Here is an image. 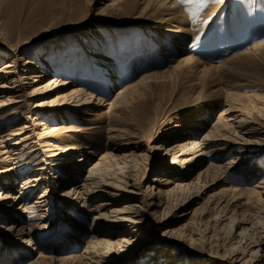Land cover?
Listing matches in <instances>:
<instances>
[{"label":"rangeland","instance_id":"374dc122","mask_svg":"<svg viewBox=\"0 0 264 264\" xmlns=\"http://www.w3.org/2000/svg\"><path fill=\"white\" fill-rule=\"evenodd\" d=\"M166 1L168 8L163 6ZM7 32L13 39L6 38ZM0 40L27 42L21 53L24 57L39 69L48 68L49 79L69 83L43 97L54 98L76 85L103 101L97 108H70L46 115L45 122L62 130L61 147L84 154L69 158L84 161L75 163L80 169L79 182L86 165L96 163L106 152L110 155L102 162L99 177L137 194L145 223L141 237H137L154 245L134 251L126 248L110 264H168L170 254L178 255L177 264H227V257L237 253L239 258L238 251L246 244L264 243V196L254 193L264 174V149L254 147L244 153L241 157L246 163L236 170L223 173L211 169L196 180L197 173L207 165L218 166L231 159L235 148L220 160H215L213 147L205 149L204 162L185 181L178 178L180 171L171 167L170 158L163 157V149L175 139L171 128L180 126L181 132L196 140L222 119L228 106L238 108L252 126L264 131V0H0ZM256 46L259 49L251 52ZM185 59L191 61L185 63ZM5 63L0 60V65ZM32 70L37 71L35 67ZM116 97L119 100H114ZM113 103L114 107L104 106ZM12 111L0 112V127L6 128L5 132L14 130L25 114L31 116L26 106L11 119ZM255 138L264 140V133ZM29 147H21L22 158L15 162L19 183L38 165L34 154L25 156ZM89 152L96 157L91 158ZM50 173L52 178L60 176L55 169ZM166 177H171L174 184L190 182L189 187L156 206L157 181ZM5 184L0 186L1 195L14 194L7 193L10 187L18 190L17 183ZM54 184L56 181L50 179L46 207L41 211L26 207L45 185L18 207L25 210L23 218L9 221L1 215L3 227L13 223L33 237L28 247H11L22 251L3 253L2 258L8 256L10 264L36 259L38 255L29 252L38 244L51 248L38 249L47 257L40 258L38 264H52L50 258L69 254L75 258L61 264H84L79 255L88 235L81 237V231L71 228L68 218L88 228L97 214L89 211L100 201L85 204L87 215L78 213V208L73 214L58 204V198L71 185L51 188ZM127 203L128 198L123 197L117 207H112L120 209ZM38 217H43L42 221ZM230 218L246 224L235 229V223L230 227ZM167 228L176 233L160 236ZM67 234L73 239L66 240ZM121 237L123 234L113 235L109 240ZM189 244L202 253L225 256L226 262L190 256Z\"/></svg>","mask_w":264,"mask_h":264},{"label":"bare ground","instance_id":"6f19581e","mask_svg":"<svg viewBox=\"0 0 264 264\" xmlns=\"http://www.w3.org/2000/svg\"><path fill=\"white\" fill-rule=\"evenodd\" d=\"M166 3L168 4L166 1L163 6L168 8L166 7ZM6 38L13 39V36H10L7 32ZM25 44H27V42L16 41L14 44H10L5 40H0V53L2 52L0 60L6 61L5 64L0 65V112L3 110H13L9 115L11 119L18 114L17 110H20L21 106H26L28 112H31V116L25 114V116L21 117L20 121L15 125L16 127L14 130L10 132H5L6 128L4 129V127H0V186L7 185L5 183H8L10 186H14V184L17 183L18 186L17 191L11 189V187L9 189L6 187L7 190H5L7 193L12 192L14 194H0V217L5 216V218H8L9 221L14 219L12 217H16L13 221L19 220L20 217H22V214L25 213V210L18 207H20V205L27 200V198L29 199V197L39 191L43 185H45L44 191L40 192L32 204L28 205L26 208H33L35 211H41L44 209L46 207L49 188V185L47 184L50 179H54L60 188H63L68 184L71 185V187L66 189L61 194L60 198H58V204L62 206L65 205L73 214H77L75 213V209L78 208V213L87 215L85 204L98 199L100 201L99 204L95 205L92 211H89L97 212V214L92 216V221L90 220L91 223L88 228L83 227L80 223L76 222L74 218L72 220L70 217L68 218L71 228H74L76 231H81V237L88 235L89 240L86 243V247L81 255H79L81 256V260L84 264H110L114 259H117L115 256L120 252H124L123 250L126 248L134 251L139 250L146 244L149 245H146L144 249L151 247L154 245V243L151 244L152 241L139 239L142 234L141 233L139 235L142 230L141 227L145 223L142 218L143 212L137 205V199H135L137 194L134 190H125L124 188V190H121L111 185V183H105L103 181L104 179L102 180L99 177L100 171L103 169L102 162L110 154L105 152L96 163L91 164L90 166L86 165L87 168L84 171L85 176L82 178L81 182H79L80 169L78 168V164L75 163H84V161H81V159L71 161L69 158L71 156L75 157V155L80 157L84 154H77L81 153L79 150L76 151V153L71 152L74 148L61 147L59 145V136L62 130L45 122L46 115H56L58 112L70 108V110H80L79 108L84 107H101L103 105L102 99L96 98L91 93L82 91L81 87L79 86L78 88L76 85H72L73 88L67 93H61L54 98L48 99L47 97H43L47 96V94H50L51 92H54L57 88L66 86L69 83L67 81L60 83L57 79H49L50 76L47 73L49 71L48 68V71H45L44 69H39V67L34 66L33 62L29 61L21 54L24 50L23 48L25 47ZM258 49L259 46H256L250 51L254 53ZM189 61L191 60H183L185 63ZM222 66H224V64H222L221 67ZM32 67H35L37 71H33ZM114 100H119V97H116V99L114 98ZM104 106L111 108L114 107V103ZM243 114L238 108L228 106V108L223 111L222 119L220 118L215 121L208 131H204L202 136L198 137L196 140L192 139V137L187 133L181 132L182 128L180 126H174L171 128L179 130L178 132H175L174 130L171 131L176 133L174 134L175 139L171 145H168L163 149V157L166 159L170 158V165L172 168L177 169L178 167V171H180L178 178H182V180L185 181L193 174L194 171L199 170V167L204 162V158L207 154L205 153V149H209L210 147H213V151L216 153L215 160H220L222 157L227 156L231 149H235L232 151L233 157L231 159L226 160L223 164L218 166L207 165L203 170H200V172L197 173L195 176L196 180L200 176L207 175L211 169H215L223 173L236 170L243 162H245L244 159H242L244 156L241 157L244 153L251 151L254 147L256 149H264L263 138H255V140H253L255 135L261 133L263 134L264 131L259 132V128L252 126L251 122L243 117ZM183 136L185 138L180 139V137ZM29 145L30 149L27 151L25 156L34 154V157L36 158L35 160H38V165H36V167L30 172L28 179H26L23 183H19L21 177L18 174H15V172L17 173L15 162L22 158V156H20L22 152L21 147L23 146V148H26V146ZM85 149V147H82L81 150ZM115 150H118V147H116ZM256 153L259 154V151ZM88 154L91 153L89 152ZM95 157V155L91 154V158ZM87 162L88 161H86V163ZM52 169L57 170L61 177L57 176L56 178H52L53 176L50 173ZM105 172L107 173V170ZM54 174L55 176L57 175L55 172ZM105 174L104 176H106ZM170 178L171 177L160 178L157 181V192H155L157 193L158 202L155 204L156 206H159L163 200L165 202V200H167L168 197H171L175 192L178 191L179 193L180 190L189 187L190 182H175L174 184ZM121 181H123V179ZM214 183L216 184V181H214ZM56 184L51 186V188H55ZM171 184L174 185L171 188H167ZM129 187H131V185ZM15 188L17 187L15 186ZM254 189H257L254 192L255 194L264 196V174L259 178V181L254 186ZM51 191H53V189ZM229 191L236 192V190ZM224 192L226 193L227 191ZM175 195L177 196V194ZM123 197H126V199L128 198L129 203L123 205L120 209L113 208L112 206L117 207L119 200ZM6 210H8V212ZM38 218L40 219L39 221H42L41 219L43 217ZM231 218L229 221L230 227L232 225L231 223H235V229H240L241 226L246 224L243 220L233 222ZM165 219L166 218L163 217V220ZM14 225L15 224L12 223L8 227H3L0 224V235H2V239L0 237V258H2L4 254H12L11 252H8V250H11L12 252L22 251L21 249L12 250L11 247L13 246H16V248H25L32 245L31 243L33 237L31 233L24 231L23 227ZM243 230L245 231V228L242 227L241 232H244ZM241 232L240 234H242ZM174 233H176V230H173V228H167L161 232L160 236L167 237L169 235H173ZM70 234H67L65 238L66 240L73 239ZM118 234H123V237L118 238L115 241L109 240L111 236ZM137 235L140 237L138 238ZM236 236L239 237L238 235ZM13 242H18L20 245L14 244ZM76 242L81 243V240ZM3 247L6 248V250H3ZM45 247L46 246H42V244H38L36 249L31 247L30 252H28L30 254L35 252L38 256L36 259L34 258V260L28 261L25 264H38L37 262L40 258H47L44 257L42 255L43 253L38 250L51 249L50 247ZM101 248H104L105 251L103 250L104 252H102ZM238 252V254H240L239 258L237 253L231 254V256L227 257L228 261L226 262V260H224L225 256L223 257L217 253L212 255L202 253L194 250L190 244L187 249L188 255L207 256L214 263L226 262L227 264H264L263 242L246 244V246L242 247V249ZM74 258L75 256H71L69 254L57 259L50 258V260L52 264L57 262H60L61 264ZM167 258L169 259L168 264L178 263L176 261L178 255L170 254ZM0 260V264L12 263L8 256H4Z\"/></svg>","mask_w":264,"mask_h":264}]
</instances>
